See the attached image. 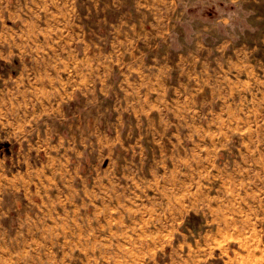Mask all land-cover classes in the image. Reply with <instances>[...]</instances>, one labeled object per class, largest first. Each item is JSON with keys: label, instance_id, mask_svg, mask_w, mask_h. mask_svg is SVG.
<instances>
[{"label": "crops", "instance_id": "0c3cea01", "mask_svg": "<svg viewBox=\"0 0 264 264\" xmlns=\"http://www.w3.org/2000/svg\"><path fill=\"white\" fill-rule=\"evenodd\" d=\"M93 1L88 34L75 41L64 27L75 25L74 0H0V85L18 91L25 117L34 107L39 117L27 129L35 139L3 147L6 160L39 169L6 176L49 175L67 190L80 178L88 199L99 197L95 212L143 228L127 258L150 249L153 258L149 246L162 243L173 264H264V175L226 167L234 133L251 130L235 122L232 70L201 58V30L187 44L170 27L188 15L183 0ZM48 162L53 173L41 172ZM18 187L35 202L36 191Z\"/></svg>", "mask_w": 264, "mask_h": 264}, {"label": "rangeland", "instance_id": "374dc122", "mask_svg": "<svg viewBox=\"0 0 264 264\" xmlns=\"http://www.w3.org/2000/svg\"><path fill=\"white\" fill-rule=\"evenodd\" d=\"M182 2L179 6L186 8L188 15L184 19V16L179 20L172 19L170 27L175 28L173 24H176V28L184 30L186 33L178 38L187 44L193 41L195 30L202 31L200 43L208 48H202L201 58L219 61L222 67L232 70L235 122L251 128L250 131L234 133L235 161L228 162L226 167L236 174L264 175V0ZM68 4L69 7L74 5L71 18L75 25L64 23V27L73 26L74 40L82 41L88 34L84 27L87 26L85 20H88L84 6L99 7L98 3L74 0L73 5L72 2ZM109 8H112L111 4ZM100 30L103 32L104 28ZM216 44L223 52L214 50ZM3 95L7 99H3ZM21 108L18 91L13 89L5 93L0 85V264H173L174 261L168 259V253L163 252L165 245L162 243L149 246L154 247L153 258H150L153 249L148 256L127 258L135 255L132 252L142 246L139 242L131 243L129 236L137 235L143 228L116 226L121 222H117L119 218L115 210L95 212L91 201L99 197L89 200L88 193L80 186V178H77L78 187L67 190L66 186L56 185L49 175L6 176L24 168L28 174L34 173L35 168L39 169L36 164L27 168L23 163L5 159L8 150L3 148L5 145L19 144L20 140L25 144L27 141L23 138L30 136L35 139L37 135L34 131L27 132L39 119L32 116L35 107L26 117ZM248 148L249 156L245 154L243 158V150L248 151ZM40 170L53 173L50 162ZM22 180L29 188L25 190L27 193L36 191L34 203L24 201L19 195L23 189H19L18 183ZM102 190L96 188L99 195L103 194ZM147 213L144 212V215ZM150 214L153 219L158 218L155 212ZM123 215L127 220L130 212ZM165 247L168 249V246ZM170 247L171 251H177V244ZM121 253L125 257L119 258Z\"/></svg>", "mask_w": 264, "mask_h": 264}]
</instances>
